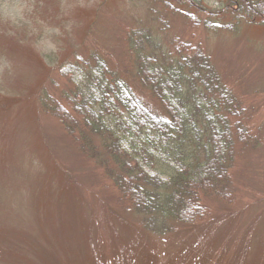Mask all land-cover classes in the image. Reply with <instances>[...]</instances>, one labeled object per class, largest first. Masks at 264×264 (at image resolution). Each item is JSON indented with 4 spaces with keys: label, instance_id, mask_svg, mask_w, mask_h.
<instances>
[{
    "label": "rangeland",
    "instance_id": "1",
    "mask_svg": "<svg viewBox=\"0 0 264 264\" xmlns=\"http://www.w3.org/2000/svg\"><path fill=\"white\" fill-rule=\"evenodd\" d=\"M197 1L189 21L176 0H0V264H264V144L237 161L233 206L204 199L205 221L146 230L37 110L39 89L66 88L61 72L77 59L96 53L130 72L118 63L125 31L144 26L163 46H198L264 137V26L205 28L227 0Z\"/></svg>",
    "mask_w": 264,
    "mask_h": 264
},
{
    "label": "trees",
    "instance_id": "2",
    "mask_svg": "<svg viewBox=\"0 0 264 264\" xmlns=\"http://www.w3.org/2000/svg\"><path fill=\"white\" fill-rule=\"evenodd\" d=\"M174 3L189 9L181 12L189 21L192 10H201L197 0ZM214 19L218 23L203 27L236 33L232 27L244 22L264 26V0H227ZM125 32L118 63L130 72L111 69L96 53L77 59L61 72L66 88L39 89L37 110L100 169L116 205L143 217L139 226H193L209 216L204 199L236 203L234 167L264 137L252 136L247 110L198 46L178 37L163 46L144 26ZM137 87L152 103L138 96Z\"/></svg>",
    "mask_w": 264,
    "mask_h": 264
}]
</instances>
